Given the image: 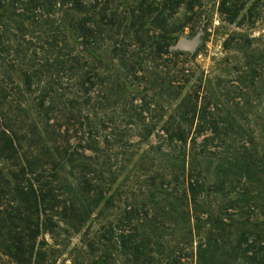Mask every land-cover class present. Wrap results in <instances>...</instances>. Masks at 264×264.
<instances>
[{
    "label": "rangeland",
    "instance_id": "374dc122",
    "mask_svg": "<svg viewBox=\"0 0 264 264\" xmlns=\"http://www.w3.org/2000/svg\"><path fill=\"white\" fill-rule=\"evenodd\" d=\"M219 1L174 5L171 17L190 16L176 38L199 33L198 43L181 51L171 48L175 38L169 51L153 55L140 44L143 34L131 31L123 52L101 41L78 51L64 27L55 32L57 19L49 23L55 12L31 21L17 15L31 4L0 0L7 92L29 100L50 90L70 96L73 75L61 61L78 53L89 72L79 111L107 138L91 167L100 189L80 190L77 168L55 171L51 195L75 196V211L54 201L38 220L31 213L39 233L26 264H256L241 237L264 232V0H240L232 21L219 13ZM157 33L148 25L144 35ZM109 92L118 99L103 105ZM144 100L149 105L138 114ZM176 126L187 130L185 142L163 131ZM144 127L150 132L142 137ZM63 131L75 144L72 127ZM200 179L206 188L192 195L187 186Z\"/></svg>",
    "mask_w": 264,
    "mask_h": 264
},
{
    "label": "trees",
    "instance_id": "16d2710c",
    "mask_svg": "<svg viewBox=\"0 0 264 264\" xmlns=\"http://www.w3.org/2000/svg\"><path fill=\"white\" fill-rule=\"evenodd\" d=\"M16 1L31 4L30 13L17 14L22 19L38 21V18H44L46 21L45 14L55 12L49 23L52 24L57 19L55 32L59 33L58 27H64L68 38L80 45L78 51H82V46L101 41L107 48L110 43L112 52H123L126 34L131 31L143 34L138 38L140 44L145 46L148 43L149 52L156 55L169 51L175 35L190 17H171L174 5L182 2L186 8L192 9L195 1L200 0ZM239 1L220 0L219 13L227 20H234L242 9ZM148 25L158 30L154 35L155 39L144 35ZM73 47L68 48L75 51ZM80 58L78 53L73 52L61 61L66 63V70L73 75L74 91L70 96L64 94L63 97L50 90L29 100L23 94L8 93L5 80L0 78V264H26L32 255L39 223L31 219V213L36 214L38 220L39 214L43 215L45 210L56 206L54 201H65L70 212L75 211L74 204L78 201L75 196L69 194V198L65 199L63 196L54 198L51 195L55 171L61 170L65 164L70 168H77L74 178L80 190L93 192L101 188L96 179L98 175L92 173L91 167L96 169L98 166L101 143L106 142L107 138L101 136L99 129L91 125L90 116L79 111L85 102L83 95L87 94L86 83L89 81L88 70H83L86 62L80 61ZM31 81L28 75L24 76V85L28 87ZM114 85L117 89L119 84L115 82ZM116 99L118 97L109 92L101 103H115ZM57 104L61 106L57 107ZM148 105L147 100L138 105V114ZM135 111L133 108L132 113ZM188 112L191 110L186 113ZM62 126L63 132H67L69 126L72 127L77 137L75 144L69 146L60 132ZM140 130L138 133L142 137L150 132L146 127ZM163 131L170 139L185 142L186 129L176 126L166 127ZM78 148H82V151ZM86 149L91 150L92 154H85ZM200 151L203 152V149ZM205 188L202 179L187 186L192 195L195 194V189L200 192ZM62 205L61 219L64 220L68 211L65 212L67 207ZM261 238H264L262 231L253 232L251 239L241 237L242 240H248L247 247L251 249L247 258L256 264H264V244H256V240Z\"/></svg>",
    "mask_w": 264,
    "mask_h": 264
},
{
    "label": "water",
    "instance_id": "95a60500",
    "mask_svg": "<svg viewBox=\"0 0 264 264\" xmlns=\"http://www.w3.org/2000/svg\"><path fill=\"white\" fill-rule=\"evenodd\" d=\"M199 33L193 35L192 37L179 36L176 38L174 44L171 48L181 50V51H193L198 43Z\"/></svg>",
    "mask_w": 264,
    "mask_h": 264
}]
</instances>
